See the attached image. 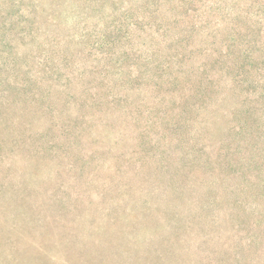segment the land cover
Listing matches in <instances>:
<instances>
[{"label":"rangeland","instance_id":"1","mask_svg":"<svg viewBox=\"0 0 264 264\" xmlns=\"http://www.w3.org/2000/svg\"><path fill=\"white\" fill-rule=\"evenodd\" d=\"M78 1L0 0V264H264V244L256 243L251 252L237 248L238 258L232 253L235 239L245 238L237 230H248L255 217L251 211L244 216L238 199L242 184L233 175L240 165L228 156L233 162L227 167L229 176L225 181L212 179L210 164L192 162L179 151L186 150L184 145L173 139L180 133V141H200L196 143L204 145V157L214 158L219 146L235 147L236 153L255 159L256 149L264 151V75H260L264 73V0H189L180 11L188 16L168 10L177 0H154L147 9L160 20L147 19V29L152 33L164 29L163 37L169 38L173 27L188 28L182 34L183 48L169 62V73L153 69L162 77L152 80L147 79L144 65L138 62L135 69L130 53L126 61L130 72L122 75L127 79L141 73L125 89L110 84L116 81L114 69H104L106 59L94 60L100 58L99 50L83 49L80 34L94 25L101 29L110 16L127 24L128 33L123 28L120 32L122 49L151 59V42L142 46L136 33L133 36L134 26L128 25L129 19L140 21L143 1L114 0L111 5L112 0H102L95 3L89 18L84 15L90 9L83 4L77 7ZM34 4L44 11L36 17L39 28L30 31L28 10ZM208 5L213 6L212 15L201 27L197 19L208 14ZM252 25L255 31L248 30ZM246 38L250 43L244 45ZM241 49L243 56L255 59L251 67L240 65L237 71L244 79L235 84L237 75L226 70L228 60L239 56ZM54 50L68 53V59L59 65L49 61ZM81 51L88 56L79 58ZM170 52L172 47H162L153 56L162 66ZM207 53L214 54L210 66L199 73ZM43 59L54 70L42 80L38 78L43 75ZM77 69L88 81L84 95ZM174 75L184 82L163 84ZM196 79L201 81L193 84ZM229 79L233 92L222 99ZM206 80L211 83L199 100L187 97ZM154 82L160 85L156 91L151 90ZM96 83L100 86L94 87ZM108 86L137 106L140 115L135 124L132 113L118 116L108 103L101 112L86 110L78 99L97 101L103 97L98 89L106 91ZM178 94L199 106L182 114L189 117L188 123L173 113ZM153 105L158 112L147 118V108ZM161 110L172 114L178 125L155 124ZM76 111L81 115L76 116ZM85 113L97 116L91 119L82 116ZM62 118L68 119L63 128ZM239 125L244 130L240 134ZM138 144L147 150L138 152ZM231 186L236 201L228 198ZM258 190L264 193L263 186H248L245 202L264 211V200L257 199L259 194L253 197ZM219 196L224 199L217 201ZM177 216L180 222L174 220ZM200 216L202 221L196 220ZM183 221L190 226L186 228Z\"/></svg>","mask_w":264,"mask_h":264},{"label":"trees","instance_id":"2","mask_svg":"<svg viewBox=\"0 0 264 264\" xmlns=\"http://www.w3.org/2000/svg\"><path fill=\"white\" fill-rule=\"evenodd\" d=\"M102 0H79L77 4V7L81 4H83L84 6H88V8L90 9V13L84 15V18H89V16H91V14L93 12H95L96 10V4L95 3H101ZM142 6L139 7L141 8L142 11H140V16L141 19L138 22V20H134V19H129L128 21V25H133L134 26V34L136 33V36L138 39H140V44L142 46H146V42L149 40L151 42V44H149V48L151 49V59L150 58H144V57H140L139 52L137 51H131L130 50H126V49H122V44H121V34L120 32L124 29L125 32H127V24H125V22L122 21H112V17L109 16V19L107 21H105V23L103 24V27L99 30H96L95 27L96 25H94L95 27H91L90 29H84V31L81 32L80 34V42L82 44L83 49H87L88 52H90L91 48H94L95 50H99L98 52H101L100 58H94V60H99V59H106V63L104 65V69L107 70H113L114 69V76H115V80L112 79L110 81L111 85H115L118 86L121 89H125V87L129 86V84L132 83V81L134 80L135 77L138 76V73H141V70H139V72H137L136 74H134V76L131 78H124V76L122 75L125 73H129L130 70L129 68H127L126 66V61L129 59L130 53H133L134 55H132L133 60H135L133 63V65H135V69L138 70V62L142 65L145 66V71L147 75V79H151L152 77H157L159 78V76L162 77V75H157V73H154L153 69H159L161 73H169L168 71L170 70L169 68V62H173L174 58H177L178 53H180V50H182V41H183V33H186L187 29L186 27H173V35H171L169 38L167 37H163V30L164 29H155V33H152L149 29H147V19H151L154 20L155 22L160 20V16L159 15H154L153 11L150 9H147V7L154 5V0H142ZM165 2H168L169 0H162ZM111 5H113L115 3L114 0L110 1ZM188 3H190L189 0H177L176 3L171 6V8H168L169 11L172 10H176L179 11L180 16L181 15H186L183 12H180L181 9H184L185 5H187ZM130 4V3H129ZM146 7V9H145ZM210 7V10L207 11V15H205L204 17L198 18L197 22L198 24L203 27L205 26V23L208 21L209 16H211V9H212V5L211 6H207V8ZM112 9V8H111ZM134 10H138L136 8H133ZM44 10L40 7V4H34L33 8L28 10V14L32 17L27 19V24L29 25V29H31L30 31L34 30V29H38L39 25L36 21V17L41 14ZM176 14H178V12L174 13L173 15L175 16ZM31 19V20H30ZM174 20H171V22ZM144 24V25H143ZM155 25H157L158 28H160L158 25V23H154ZM132 26V27H133ZM163 28L167 25H162ZM123 28V29H122ZM72 29H75V27L73 26ZM123 30V31H124ZM249 31H255V26H249L248 27ZM124 32V33H125ZM128 33V32H127ZM89 37L94 38V40L91 43H88L89 41ZM91 38V39H92ZM90 39V40H91ZM147 39V40H144ZM45 43H48L49 41L47 40V38L44 39ZM243 44L246 45L248 43H250V39L246 38L243 41ZM152 44L154 45L152 47ZM116 46H119V49L113 51V48H115ZM157 46V47H156ZM63 47V46H62ZM102 47H105V51L102 50ZM162 47H172L173 48V52L170 53H166L165 54V58L164 61L167 62L166 65H162L161 63H158L155 59V56H153L154 53L157 54V51L162 50ZM41 48V47H39ZM101 48V49H100ZM242 50V49H241ZM240 52L244 53V50H242ZM239 54V56L237 57H231L228 61L230 65H227V70L226 73H230V71H234L235 74L237 75V81H235V84L238 83V81L243 80L244 78V74L241 71H237L240 67V65L246 64L249 67H251L253 64V59H255L254 57H252V55H247L243 56L242 54ZM237 55V53H234ZM82 55L84 57H87L88 55H86L83 51L80 52V55L78 56L79 58L82 57ZM214 55V54H213ZM212 53H207V55L204 57L200 67V71H198L199 73L205 71V68L210 66L211 61H208L209 58L211 56H213ZM258 58L261 57V53H257ZM69 55L68 53L65 55H60L58 50H54V55H52L51 60L52 62H55L57 65H59V63L65 59H68ZM138 58V61H136ZM46 60V63L44 61H42V64L45 66L44 69L42 70V74L38 79H44V74H47L49 71H53V67L52 65H49V62L47 63L48 59H43ZM179 61V59H178ZM148 64H152V68L147 67ZM199 69V68H197ZM194 71L196 70H192V72L194 73ZM77 78L80 84V88H81V94L84 95V93L87 92L86 89H88V86L86 85L88 83L87 80H83V76L85 75V73L81 70V69H77ZM181 72V71H180ZM88 76L91 75V71H89L87 73ZM261 77H263L262 75H264L263 72L260 73ZM183 76V75H182ZM84 81L85 85L82 84L80 81ZM185 80V78H180L178 77V75H174L172 79H168V80H164L163 84H178V83H183ZM199 81V79H196L193 84H197V82ZM201 81V80H200ZM199 81V82H200ZM92 83V81L90 82ZM208 83H211V80H206L205 82H203L202 85H200L198 88H194V90L192 92H190V94L187 95L188 96H193L196 99H200V97L203 95L204 91H206L207 85ZM109 85V86H111ZM100 85H98L97 83L95 84L94 87H99ZM105 87L106 91H102L101 89H98L97 92H100L103 97L98 99L97 101H95L94 99L90 98V97H78V99L80 100V102H82V105L85 107L86 110H91L93 108H95L96 111L101 112V106L104 103H108L109 104V108L112 112L117 113L118 116L122 115V114H126V113H132L131 116L133 118V123L135 124L137 120H139V111L136 105H132L131 102L127 101L124 97H121L120 95H115L113 92H111V87ZM234 87L233 82L231 81V79H229V81L227 82V85L224 87V92H223V97L222 99H225L226 97H229L232 94V89ZM107 88H110L109 90H107ZM158 88H160V85L158 83H152V87L151 90L152 91H156L158 90ZM179 98L178 104L174 107L175 109L173 110L174 114H177L179 116L180 119H182V121H184V123H188L186 120V118L189 119V117L183 116L182 114L186 113L187 111L190 110H196L199 108L197 103H192L190 101H188V99L186 98V96L178 94L177 95ZM105 97V100H104ZM158 102H160V100H157L155 102V104L157 105ZM220 103V99L219 102ZM45 110L49 109L50 105H46L45 106ZM157 114V110H155V106H151L147 108V114L146 117L150 114V113H155ZM77 115L76 116H80L81 114L76 111ZM122 113V114H121ZM134 114V115H133ZM87 116L89 115V118L93 119L94 117H96L97 115H95L94 113H85L82 116ZM145 117V121L148 122V120ZM62 121H60V126H62V128L65 126V122L66 120L68 121L67 118H62ZM173 120V121H172ZM172 122V123H176V125H178V121H174L172 114H169L167 112V110H161L159 113V116H157V122L155 124H157L158 126L162 125L163 122ZM152 122H149L148 126H151ZM244 132V130L242 129V127L239 125L236 127V133H242ZM183 133V131H182ZM62 136V134H61ZM63 138H66V136L63 135ZM183 138V136L178 133L175 137H173V139L179 140L177 142L181 143L182 145H184V147L186 148V150H184V148L179 149L180 152L184 151L185 156L188 157V159H190L192 162H196L199 165H205V164H210L211 168L213 169V171L211 173L208 174V177L210 178H216L219 181H225L226 178L229 176L227 172L228 171V165H233V162L229 161L228 156H230V158L232 157L234 160V163L240 165L239 169L237 171V173L235 175H233V178H237L236 180H238L241 184L242 187L238 190L240 193V196L238 199L240 201H242L243 206H244V210L243 213L245 214L244 216H247V211H251L255 214L254 219H252V222H250V225L248 226V230H252V231H248V230H241L238 229L237 231L240 232H244L245 233V238L243 241H239V239H235V245L232 249V253L234 256H236L238 258V254L239 251H243V252H251L252 248H254L253 246H255L256 243H261L264 244V211H259L255 208H253L252 206H248V204L245 202L246 199V191H247V187L251 186V185H255L258 188H261L262 186L264 187V162L262 160V157L264 156V151L261 148L256 149V153L258 155L257 159L255 158H250V156L248 155H243L241 153H236V149L235 147L233 148V150H228V149H224L223 146H219L217 148L216 154L214 155V158L209 156L208 154H205L204 157V152H203V146H198V143L196 142H200V141H180ZM222 143H226V141H223ZM224 145V144H223ZM140 147L138 152L142 153L144 151L147 150L146 146L143 145H139ZM243 147V146H241ZM246 149V147H245ZM203 154V155H202ZM161 157V155H159ZM162 160V157L159 159ZM160 162V161H158ZM164 163V162H161ZM162 165H160L161 167ZM159 167V166H158ZM198 168L200 170H202V166H198ZM258 169H260V172L262 171V174H259L260 172L258 171ZM253 170L257 171V174L253 172ZM245 174H249L248 176ZM231 178V176H230ZM260 190V189H259ZM258 191L253 193V197H255L256 195H260L261 198L260 199L262 202V199L264 200V193H260ZM236 191L234 186L229 187V189L227 190L228 194H230V196H228L229 200L231 201H236L238 200L235 195L234 192ZM220 199H224L223 196H219V199H217V201H219ZM217 201H215V203H218ZM189 218V217H188ZM201 219H203L201 216L197 217L196 220L202 221ZM175 221L180 222L181 219H179V217H175L174 218ZM186 221H183V223H185ZM220 222H223V219L218 220L217 221V225L216 227L220 226ZM189 223H185V227H189ZM213 232H218L216 230H214ZM238 248V249H237Z\"/></svg>","mask_w":264,"mask_h":264}]
</instances>
